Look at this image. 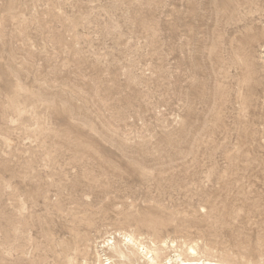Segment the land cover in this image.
Listing matches in <instances>:
<instances>
[{
    "label": "rangeland",
    "instance_id": "374dc122",
    "mask_svg": "<svg viewBox=\"0 0 264 264\" xmlns=\"http://www.w3.org/2000/svg\"><path fill=\"white\" fill-rule=\"evenodd\" d=\"M263 55L264 0H0V264H264Z\"/></svg>",
    "mask_w": 264,
    "mask_h": 264
},
{
    "label": "bare ground",
    "instance_id": "6f19581e",
    "mask_svg": "<svg viewBox=\"0 0 264 264\" xmlns=\"http://www.w3.org/2000/svg\"><path fill=\"white\" fill-rule=\"evenodd\" d=\"M117 235L119 236L118 240ZM137 239L132 234L120 231L117 232V234H114V236L112 235V237H110L107 241H103L104 244L102 243L103 245L101 246L104 248L106 247V249H102L101 252H96L97 257L94 263L128 264V262L133 258L138 259L137 257H139L145 260V264H174V262H177L178 264H227L224 262H217L215 260L205 258H187L188 256L185 258L179 252H176L174 255L168 256L167 258L164 257L166 259L162 260L160 259L156 248H150L148 247V245H145L142 241H139ZM107 249H109V252H107ZM189 249L191 250V253L192 251H195L194 247H189Z\"/></svg>",
    "mask_w": 264,
    "mask_h": 264
}]
</instances>
